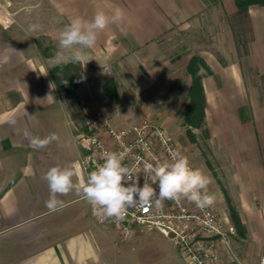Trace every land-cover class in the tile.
Wrapping results in <instances>:
<instances>
[{"label":"crops","instance_id":"obj_1","mask_svg":"<svg viewBox=\"0 0 264 264\" xmlns=\"http://www.w3.org/2000/svg\"><path fill=\"white\" fill-rule=\"evenodd\" d=\"M216 1L221 43L196 52L211 72L202 77L204 128L216 169L210 171L206 161L202 168H195L209 178L207 192L215 198L212 205L234 229L226 243H217L215 253L221 264H257L264 256V7H249L240 16L234 0ZM44 2L57 24L47 14L41 19L42 31H28L34 16L26 18V25L20 17L14 18L8 30L0 25V264H186L171 238L159 232H137L124 240L112 226L98 224L92 206L74 190L58 196L64 202L59 211L49 212L45 206L49 189L44 174L52 166L79 165L82 150L73 138L80 122L50 76L58 65L56 57L45 56L39 39H52L58 45L62 29L72 19L91 20L98 10L111 14L120 7L125 19L98 34L96 45L88 50L93 60L80 66L84 74L114 64L131 67L130 54L145 63L147 52H155L157 44L196 28L203 16L201 1ZM243 27L248 35L245 49L237 40ZM187 50L168 66L172 74L165 86L162 82L167 77L159 80L161 70L154 74L156 89L160 86L154 89V98L167 102L155 109L157 124L174 141L184 128L182 112L191 83L190 77L179 78L176 73L185 71L187 61L196 54ZM246 70L255 73V81ZM111 113L115 127H129L128 111ZM50 133L59 140L44 148L31 143L32 137ZM80 173L86 179L81 167Z\"/></svg>","mask_w":264,"mask_h":264},{"label":"clouds","instance_id":"obj_2","mask_svg":"<svg viewBox=\"0 0 264 264\" xmlns=\"http://www.w3.org/2000/svg\"><path fill=\"white\" fill-rule=\"evenodd\" d=\"M124 19L125 11L120 7L114 8L111 14L98 10L91 20L82 17L72 19L60 33L56 63L85 66L93 60L88 50L96 45L98 34L110 24ZM39 28L40 25L34 23L28 31ZM58 140L56 133H50L44 138L32 137L31 143L44 148ZM102 159L103 163L88 173L86 179L81 176L78 164L50 167L43 177L49 189L45 201L49 212L59 211L64 202L58 196H66L73 190L92 206L94 216L116 222L123 221L133 209L162 208L165 200L179 202L186 199L199 208L211 206L214 202V196L207 192L209 178L201 170L193 168L188 158L178 152H173L170 160H157L155 164L145 161L142 184L134 169L123 163V153L105 151Z\"/></svg>","mask_w":264,"mask_h":264},{"label":"rangeland","instance_id":"obj_3","mask_svg":"<svg viewBox=\"0 0 264 264\" xmlns=\"http://www.w3.org/2000/svg\"><path fill=\"white\" fill-rule=\"evenodd\" d=\"M200 1L204 10L202 18L196 21V28L191 29L189 32H184L181 35H176L173 38L169 37L157 44L158 49L155 52H147V61L145 63L142 60L139 61L135 54H130L131 67H124L123 64H114L109 69L87 70L88 72L86 74H84V70L81 67L83 78L79 87L81 86L82 89L77 96L74 95V92L71 96H65L64 90L66 85L63 83L62 76H60V85L62 87L64 86V89H62V98L67 101L68 108L74 110L75 117L80 122L77 126L78 129L86 130L92 122L103 119H107L115 127L111 113L112 110L121 111L125 109L130 114V119L128 120L130 122L128 123L129 127L140 125L143 121H146L152 127L161 128L166 132L168 138L178 149L179 153L188 158L193 168L195 166L202 168L204 161H206V166L210 171L213 172L216 169V166L212 163L213 157L211 151L205 142L208 139L206 128L188 129L181 122V126L184 128L181 130L177 128L180 130V133L177 134L176 141H174L166 128L157 124L158 116L155 112L156 108L163 107L165 103L167 104V102L157 100V98L155 100L154 98V89H156L154 85L155 72H160L161 70L162 76L159 80L167 77L162 82V86H165V83L170 82L171 77L169 75L172 74V70L168 66L175 64L180 56L186 55L187 49L188 53L192 51L196 53L201 49H212L213 45L221 43L219 39L222 37H219L217 34L220 26L218 25L217 16L214 15L217 1ZM1 3L4 4L6 12L13 19L20 17L24 25H26V18L31 16L35 18L34 23L42 25V16L47 14L51 15V23L53 24L55 22L57 24L55 21L56 17H53V10L48 8L44 0H0ZM15 21L14 19V24ZM39 30L42 31V29ZM240 34L242 38L238 35L237 40L244 48L248 40V35L244 27L241 29ZM39 40V45L44 49L45 56L51 55L56 57L58 45L54 43L55 40L50 39L47 42H42L41 39ZM225 40L227 43V39ZM154 47L151 46L150 49L152 50ZM192 57L199 56L197 53L191 56L186 63V67ZM157 67H162V69H158ZM186 67L185 71L179 70L176 73L179 78H182V74L190 77L186 72ZM200 74L203 76L209 75L203 69H201ZM246 75L252 81H255V73L252 70H246ZM159 88L160 86L156 90ZM148 89L150 91L147 93L146 98L144 94ZM158 98L160 97L158 96ZM185 103L186 105L188 104V94ZM123 125L121 127L127 126ZM116 128H120V126ZM188 132H190L191 136L188 135Z\"/></svg>","mask_w":264,"mask_h":264},{"label":"built area","instance_id":"obj_4","mask_svg":"<svg viewBox=\"0 0 264 264\" xmlns=\"http://www.w3.org/2000/svg\"><path fill=\"white\" fill-rule=\"evenodd\" d=\"M0 25L7 30L14 25V19L6 12L3 3L0 4ZM73 138L82 150L79 166L86 178L103 163L105 151L123 153V163L134 169L141 184L145 161L155 164L157 160H170L173 152L179 153L163 129L152 127L146 121L137 126L116 128L107 119L98 120L89 124L86 130L76 129ZM93 218L102 226L115 228L124 240L137 232L155 231L170 236L186 264H221L215 253L217 243H226L234 233L233 227L226 224L213 205L199 208L186 199L179 202L165 200L159 209L130 210L120 222L102 220L94 215ZM262 260L264 256L257 264Z\"/></svg>","mask_w":264,"mask_h":264},{"label":"trees","instance_id":"obj_5","mask_svg":"<svg viewBox=\"0 0 264 264\" xmlns=\"http://www.w3.org/2000/svg\"><path fill=\"white\" fill-rule=\"evenodd\" d=\"M238 14L246 15L249 7H264V0H234ZM203 69L206 74L209 70L205 63L199 57H192L187 64L186 72L191 78L188 90V104L182 114V125L190 128H203L205 126V108L206 99L202 86V77L200 74ZM50 76L55 85L58 95L62 98V89L60 79L62 76L65 83V96L71 95L80 85L83 78L80 64L60 63L50 70ZM262 85H264V74L261 76ZM188 135L191 136L190 132ZM191 138V137H190Z\"/></svg>","mask_w":264,"mask_h":264},{"label":"water","instance_id":"obj_6","mask_svg":"<svg viewBox=\"0 0 264 264\" xmlns=\"http://www.w3.org/2000/svg\"><path fill=\"white\" fill-rule=\"evenodd\" d=\"M168 238H171L170 236H168Z\"/></svg>","mask_w":264,"mask_h":264}]
</instances>
